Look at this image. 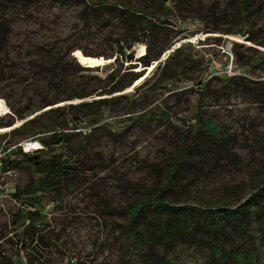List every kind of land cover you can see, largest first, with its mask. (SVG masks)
<instances>
[{
	"label": "rangeland",
	"instance_id": "1",
	"mask_svg": "<svg viewBox=\"0 0 264 264\" xmlns=\"http://www.w3.org/2000/svg\"><path fill=\"white\" fill-rule=\"evenodd\" d=\"M89 1L0 0V146L35 137L43 145L33 155L68 160L72 167L50 192L38 193L33 208L23 196L13 195L36 176L33 168L25 162L10 167L3 161L1 171L10 170L3 175L0 264H142L129 247L124 231L128 214L121 208L145 195L143 190L152 195L165 182L182 145L180 132L188 150L181 158L179 180L169 191L176 204L235 205L248 197L254 180L264 177V30L257 41L247 34L225 33L236 30L230 17L233 0H187L168 21L157 20L156 29L126 51H133L134 60L125 61L114 52L116 41L132 40V29L118 11H99ZM261 1L256 10L254 0L250 18L264 26ZM211 3L209 15L201 20L200 12ZM234 44L241 45L236 48L239 54L251 58L247 66L237 60ZM52 46L61 49L67 64L74 59L87 68L67 65L63 83H53L46 69ZM147 46L152 53L162 47L164 51L143 66L137 59L148 52ZM87 53L91 56H84ZM166 60L171 71L162 77ZM231 75L241 77L237 82L228 78ZM131 76L129 86L111 90ZM200 80L207 83L205 91ZM79 87L94 91L63 100ZM99 98L114 99L96 121L83 119L82 135L51 143V132L30 123L28 131L14 132L50 107ZM47 99L54 103L45 106ZM14 110H21L23 117ZM142 113L145 119L125 120ZM198 114L213 116L217 133L225 139L204 136L196 123ZM72 115L63 114L59 120L65 117L71 126ZM18 148L22 150L12 148L5 157H20ZM33 209L39 214L29 222L26 212ZM197 235L203 236L201 231ZM229 236L231 241L223 243L226 248L253 250L252 260L243 264H264V226L254 220L244 235ZM156 253L173 264H204L210 258V249L201 243L158 247Z\"/></svg>",
	"mask_w": 264,
	"mask_h": 264
},
{
	"label": "trees",
	"instance_id": "2",
	"mask_svg": "<svg viewBox=\"0 0 264 264\" xmlns=\"http://www.w3.org/2000/svg\"><path fill=\"white\" fill-rule=\"evenodd\" d=\"M106 0H91L89 5H92L99 11L105 12L118 11L119 15L129 24L132 29L134 38L125 44H120V40L116 41L115 54L121 56L125 61L134 60L133 51L126 53L132 48V45L141 42V37L152 30L156 29L157 20L168 21L170 15H175L176 9H183L184 3L187 0H112L111 3H106ZM171 2V6L167 3ZM254 0H233L232 5L235 6L230 13V17L235 21L236 30L230 28L225 30V33L247 34L249 40L257 41L261 36L264 26L256 25V22L251 20L252 15L250 8ZM211 3L205 11H201L198 16L201 20H205L209 15V9H212ZM258 5L256 10L261 9L262 1L257 0ZM112 8V10H111ZM188 11V10H187ZM211 12H214L211 10ZM173 13V14H172ZM215 13V12H214ZM184 16L183 18H187ZM159 25V24H158ZM212 29H218L213 27ZM149 46V45H148ZM147 46L148 52L139 57L143 66H149L152 61L156 60L164 51L163 47L158 52L152 53ZM234 51L237 55V60L240 65L245 67L251 62V58L246 54L238 53L236 48L240 44H234ZM52 62L47 66V71L50 73L53 83H63L65 78V68L67 65H72L75 69L85 70L87 67H82L73 59L72 64H67L66 55L58 47L48 48ZM88 55V53L86 54ZM96 56V55H95ZM166 66L162 72V77H166L170 73V63L168 60L164 62ZM241 76L231 75L230 80H239ZM134 80L131 76L127 82L118 81L111 88L112 91L122 90L129 86ZM199 86L201 91L207 89V83L200 80ZM94 90L87 91L79 87L75 93L65 99L84 98L90 95ZM110 91V90H109ZM114 98H99L90 101L81 100L78 103H68L63 106L50 107L44 112L25 121L22 125L14 128V132L25 131L26 125L31 124L32 127H40L41 132H51L49 140L51 143L69 139L73 135H82L81 131H76L84 118L89 117L90 123L96 121V118L103 110L113 103ZM54 100L47 99L46 105H51ZM15 114L22 118L21 110H14ZM70 121L73 125L69 126V120L65 117L59 120L63 114H71ZM147 114H137L135 117L127 116L129 119H145ZM45 118L48 121H45ZM196 123L199 125L201 132L212 141H222L225 139L223 134L217 133V123L214 122L213 116L199 115L196 118ZM28 131V130H26ZM35 131V130H34ZM36 132V131H35ZM34 133V132H33ZM181 135V146L177 151L176 159L171 164L170 173L166 176L165 182L157 187L156 192L152 195L146 193L143 196H137L128 205L127 208H121L124 214H128V223L125 226V234L127 236L129 247L138 254L142 264H173L172 262L159 259L156 250L158 247L174 249L178 245L185 244L192 246L194 244H204L210 249V258L204 264H212L217 261L218 264H243L245 259L252 260L251 248L241 250V248L229 247L226 248L224 240H229V235H244L252 221H256L259 227L264 226V177L254 180L252 183L253 190L248 193V197L244 201H238L235 205L225 201L221 204L209 205H179L176 204L169 192L179 180V172L182 169L183 162L181 158L186 155L187 146L183 145L184 134ZM41 144L43 145V141ZM194 134L190 140V146L194 145ZM5 146V145H4ZM3 145L2 149H6ZM23 150V149H22ZM17 150L18 156H7L3 158L1 169H4L3 161L8 162L10 167L26 163V167L31 170L33 168L36 176L32 177L29 182L22 188L15 189L14 196H23V201H27L29 206L33 207L39 202L38 196L40 192H50L53 186L58 182L60 177H68L71 165L68 160H60L54 156L33 155V152H41L40 150L22 151ZM10 170L8 167L6 169ZM12 170V169H11ZM57 178V181L55 180ZM136 189H142L138 184H134ZM32 209V208H30ZM39 212L35 209L27 210L26 217L31 222L36 220ZM32 224V223H31ZM201 231L203 236L199 237L197 232ZM224 238V239H223Z\"/></svg>",
	"mask_w": 264,
	"mask_h": 264
},
{
	"label": "built area",
	"instance_id": "3",
	"mask_svg": "<svg viewBox=\"0 0 264 264\" xmlns=\"http://www.w3.org/2000/svg\"><path fill=\"white\" fill-rule=\"evenodd\" d=\"M76 131H81V129H76ZM16 147H22V149L24 151H30V150H40L42 149V144L41 141L39 139H36L35 137H30L27 138L25 140H22L21 142H18L14 145H11L10 147H8L7 149H2L0 148V166L2 165V159L5 157L6 153L12 149V148H16ZM6 172H9V170L2 172L1 171V167H0V207L3 206V201L6 197V185H5V181H4V174Z\"/></svg>",
	"mask_w": 264,
	"mask_h": 264
},
{
	"label": "water",
	"instance_id": "4",
	"mask_svg": "<svg viewBox=\"0 0 264 264\" xmlns=\"http://www.w3.org/2000/svg\"><path fill=\"white\" fill-rule=\"evenodd\" d=\"M84 56H91V55H84ZM77 58H78V56H77ZM79 59V58H78ZM89 67V66H88Z\"/></svg>",
	"mask_w": 264,
	"mask_h": 264
}]
</instances>
